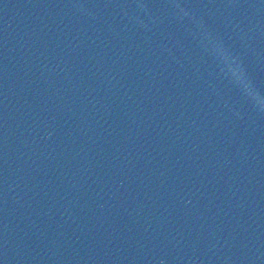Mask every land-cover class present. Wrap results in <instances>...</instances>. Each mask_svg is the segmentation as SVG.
Segmentation results:
<instances>
[{
    "label": "water",
    "instance_id": "water-1",
    "mask_svg": "<svg viewBox=\"0 0 264 264\" xmlns=\"http://www.w3.org/2000/svg\"><path fill=\"white\" fill-rule=\"evenodd\" d=\"M230 140L235 264H264V0H216Z\"/></svg>",
    "mask_w": 264,
    "mask_h": 264
}]
</instances>
